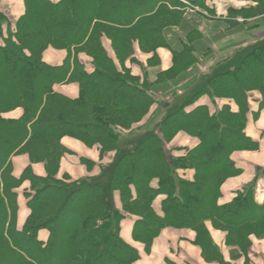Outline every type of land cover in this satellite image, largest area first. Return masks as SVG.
<instances>
[{"label": "trees", "instance_id": "obj_1", "mask_svg": "<svg viewBox=\"0 0 264 264\" xmlns=\"http://www.w3.org/2000/svg\"><path fill=\"white\" fill-rule=\"evenodd\" d=\"M247 1L257 4L229 8V27L238 24L237 17L264 15V0ZM206 2L25 0V12L14 26L0 11V264H135L139 251L120 235L128 214L137 217L133 237L147 252L164 227L191 228L206 260L219 264L227 263L207 221L225 230L226 243L243 253L251 235L264 236V202L256 201L252 186L220 203L223 183L240 172L233 152L258 147L246 127L250 92L263 95L259 107L264 108V41L250 46L239 64L209 76L189 99L178 101L179 85L188 78L185 91L197 81L200 58L211 51L201 23L191 15L205 18L199 10H211ZM49 46L67 50L62 64L44 62ZM160 48L172 54L166 70L159 68ZM137 50L149 54L146 66ZM81 53L89 57L86 64ZM128 63L139 65L142 75ZM152 67H158L154 79ZM203 95L229 103L214 111L193 105ZM155 105L160 107L155 120L136 127ZM18 108L21 117H5ZM180 131L200 142L173 155L165 143ZM133 133L138 136L126 147L122 138ZM65 136L97 144L100 160L112 155L110 163L82 158L98 172L80 179L61 173L63 159L73 153L62 143ZM21 153L30 163L17 177L12 158ZM189 169L195 171L193 180L179 173ZM24 182L30 183L24 192L30 213L19 229L17 188ZM161 194L159 215L153 201ZM43 229L49 232L46 241L39 238Z\"/></svg>", "mask_w": 264, "mask_h": 264}, {"label": "crops", "instance_id": "obj_2", "mask_svg": "<svg viewBox=\"0 0 264 264\" xmlns=\"http://www.w3.org/2000/svg\"><path fill=\"white\" fill-rule=\"evenodd\" d=\"M249 2L248 5H244V0H207L206 5H208L210 9L216 10L218 17L225 22L229 8H249L257 4L256 2ZM0 11L7 15L9 21L14 26L15 22L25 12V0H0ZM250 19L253 20V18ZM238 24L231 27H236ZM4 27L6 30L7 25ZM201 31L204 33L202 29ZM254 38L255 39L241 42L240 45H238L239 47H233V43L227 50H223L222 47L220 49L217 44L214 45V49L208 45L211 47L209 53L211 56L209 58L212 57V59L205 62L207 64V69L205 68L203 72H199V78L188 89L198 86L200 79L204 78V81L202 82L203 85L207 78L215 72L226 69L228 66L233 67L234 65L230 64L221 68V63H228L234 55H238L237 52L244 51L242 54L244 56L250 46L264 41V28L258 31ZM213 41L215 42V40ZM157 52L160 60H163V70L168 69L172 65L171 52L165 48H160ZM136 55L139 61L146 66L149 56L141 53L139 50H137ZM206 56L208 55L206 54ZM66 57V50L49 48L44 52V60L52 65L62 64ZM128 66H131L132 72L135 75H142L141 67L137 64L128 63ZM179 95H184V91H180ZM249 100L251 110L248 112L246 133L257 143L258 147L256 149L236 150L233 152L232 159L240 172L236 175L230 176L223 183L221 187L222 197L220 198V203L229 202L236 195V191L249 186H252L254 189V197L256 201L259 203L264 202V108L260 109L259 107L260 101L263 100V95L259 91H252L249 93ZM227 103H229L228 99L213 100L210 96L203 95L193 105H207L211 111H214L216 108H220ZM231 105L233 109H238L235 103L231 102ZM22 114L23 109L18 108L6 113L5 117L17 119L21 117ZM143 121L144 123H139L136 127L144 124L142 128H145V125L150 122V115L146 116ZM199 142L200 141L197 137L191 136L185 131H180L171 141L165 143V148L173 155H181L184 154L186 149L197 146ZM62 143L73 153L66 155L63 159L61 173L67 172L74 179H80L89 174L98 172L97 166L93 168V171L91 172L83 163L82 158L92 160L96 165L100 162L108 164L111 161L112 155H109L102 161L100 160V147L97 144L87 145L86 143L69 136L63 137ZM12 163L13 174L19 177L30 163L29 155L27 153L15 155L12 158ZM37 170L40 173L43 172L41 167L37 168ZM179 173L186 179H194L195 171L192 169L180 170ZM154 185H157L156 181L154 182ZM29 188V182H24L19 188H17L19 204L17 227L19 229L24 226L30 213V210L27 207V199L24 195L25 190H29ZM164 198L165 195L161 194L153 201V209L159 215H162V202ZM114 200L116 206L121 209L122 204L118 192H115ZM136 220V216L128 214L121 221L120 225V235L122 239L135 247L140 253V258L135 264H219L218 262H209L206 260L202 248L196 240L197 232L191 228H178L173 226L164 227L154 238L151 249L147 252L145 244L135 240L133 237V228ZM207 227L214 243L220 249L225 263L246 264V262H248L249 264H264V236L251 235L248 251L243 253L238 247H232L226 243L227 232L225 230L216 228L210 221H207ZM48 236V230L43 229L39 232V238L43 241H46ZM234 255L237 256L234 257Z\"/></svg>", "mask_w": 264, "mask_h": 264}, {"label": "rangeland", "instance_id": "obj_3", "mask_svg": "<svg viewBox=\"0 0 264 264\" xmlns=\"http://www.w3.org/2000/svg\"><path fill=\"white\" fill-rule=\"evenodd\" d=\"M244 2H245V3H243L244 5L245 4L248 5L250 3L247 0H244ZM121 12H123V11H120V15L122 14ZM186 12H188V9L186 10ZM195 12H196V10H195ZM199 12L202 15H204L205 18L202 17L201 15L192 13L191 14L192 15V19L195 18L196 19L195 21H197V23H201L202 27L201 26L200 27L204 31L203 34H204V39L206 40L205 43L207 45L211 46L213 49H214V45L215 44H217L220 49L222 47L223 50H225V49L227 50L229 47H231V44H233V43H234L233 47L234 46H238V45H240L241 42H244L245 40L255 39L254 36L256 37L257 32L264 28V15L254 17L253 20L245 19L243 17H237L235 20L239 24L236 27H229V25L226 22H223V20L218 17V14L216 13V10L211 9L209 11V10H207L205 8H202V9L200 8ZM245 13H246V11H245ZM212 17H215V18H212ZM213 40H215V42ZM104 46L106 47V49L108 48L107 51L110 53V55H113L112 49H111V45H110V42L108 40H105ZM211 47H210V49H211ZM49 48H52V49H55V50H66V49H63V48H55V47L49 46L48 48H46L44 50V52L47 49H49ZM44 52H43V60H44ZM243 53H244V51L243 52H237L238 55H234L231 58V60L228 61V63L227 62L226 63H224V62L221 63L222 64L221 68H224L225 66H228L230 64L234 65V66L239 64L241 59H242V57H243V55H242ZM146 55L149 56V54H146ZM210 56H211V54H208V56H206V55L201 56L199 64L197 65L196 69L195 68L194 69L196 71H198V72H201V71L203 72V70H205V68L207 66V64L205 62L207 60L209 61L210 59H212V57L209 58ZM80 57H81L82 61L85 62V64L87 63V61H89V57L86 54H84V53H81ZM162 61H160V66H159L160 69H163L162 68V65H163ZM44 62L47 63L45 60H44ZM47 64H49V63H47ZM50 65H52V64H50ZM157 68L158 67H155V68L152 67V68L148 69L149 70V75H150V77L152 79L155 78V71H156ZM187 79H186V81L188 82ZM186 81H184L181 85H179V86H181V88L177 89L178 90V95H179L180 91H184L182 89V87L187 85ZM203 81H204V78L199 80L198 86H196V87H194L192 89L191 88L190 89H186V91H184V95H179L178 96V101L179 100L180 101H184V100L189 99L192 95H194V93L196 91H198V89H199V87H201ZM16 83L17 82L15 81L14 84H16ZM159 110H160L159 105H155L154 107L151 108L149 114L147 115V116L150 115V122L147 123L145 121L147 123L145 125L146 127L155 120V118H156V116L158 114H160ZM140 123H144V121H141ZM140 126H144V124L140 125ZM137 136H138L137 133L125 134L123 136V138H122V142L127 147L129 142L132 143L133 140Z\"/></svg>", "mask_w": 264, "mask_h": 264}, {"label": "built area", "instance_id": "obj_4", "mask_svg": "<svg viewBox=\"0 0 264 264\" xmlns=\"http://www.w3.org/2000/svg\"><path fill=\"white\" fill-rule=\"evenodd\" d=\"M196 10H198V8H196Z\"/></svg>", "mask_w": 264, "mask_h": 264}]
</instances>
